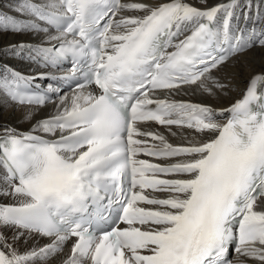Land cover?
<instances>
[{
  "label": "snow or ice",
  "instance_id": "6c2138e0",
  "mask_svg": "<svg viewBox=\"0 0 264 264\" xmlns=\"http://www.w3.org/2000/svg\"><path fill=\"white\" fill-rule=\"evenodd\" d=\"M262 5L17 0L23 19L0 18V31L34 41L0 53L70 67L28 75L0 64V92L30 106L27 131L0 125V197L13 201L0 204V264H264V71L227 107L172 98L186 86L234 90L235 73H214L264 48ZM148 122L192 136L173 145L142 130ZM37 238L50 242L17 247Z\"/></svg>",
  "mask_w": 264,
  "mask_h": 264
},
{
  "label": "bare ground",
  "instance_id": "6f19581e",
  "mask_svg": "<svg viewBox=\"0 0 264 264\" xmlns=\"http://www.w3.org/2000/svg\"><path fill=\"white\" fill-rule=\"evenodd\" d=\"M147 2L155 3L157 0H147ZM186 2L194 4L197 7H211L218 3H224L226 0H208L207 5L198 3V0H186ZM17 8V0H0V18L9 17L14 18L16 20L23 19L20 17ZM264 11V5L261 8ZM256 9H252V16H255ZM240 20L244 21L243 18ZM240 21V22H242ZM249 23L252 24L250 20ZM259 24V22H258ZM253 25V24H252ZM20 41H28L33 42L34 37L31 34H15L12 32H3L0 31V49L5 47L10 43H19ZM9 64L11 67L23 66L25 62H22L18 59H14L12 57L3 55L0 53V64ZM264 71V48L254 47L250 51L243 52L241 54L233 57L231 61L223 68L220 72L214 73V75L220 76L222 79L224 78V73L227 72L229 76H232L235 73L233 79L234 90H232L227 96H217V97H208L206 95L200 94L197 92L193 94L192 87H185L183 91H181L179 97L182 100H190L195 103H204L211 104L216 108H223L229 106L236 99L240 98L243 94V91L247 87L248 80L254 73H259ZM177 94L175 96H177ZM30 106L26 105H16L13 102H10L7 97L0 92V125L11 126L20 130H28L30 124L25 122L22 117L24 113L28 110ZM53 112V106L51 104L45 105L43 108L39 110L36 115V119H40L46 115H49ZM147 130L153 132H159L163 134L169 143L171 144H184L187 141L185 140V136L187 135L191 138L192 133L191 130L187 129H178L177 127H172L173 132H177L176 136H172L169 134L166 128H160L159 130H152L146 127ZM2 130V129H0ZM159 144V141H155ZM1 171V170H0ZM2 199H7L5 197H0ZM10 198V197H8ZM10 235V233H7ZM48 243L46 239H30L25 244L24 241H20L17 247L21 252H23L26 248H30L33 245L43 246ZM64 253L67 254L68 249L64 250ZM60 257H56L51 259L48 264H59ZM250 264H259L258 261L249 259Z\"/></svg>",
  "mask_w": 264,
  "mask_h": 264
},
{
  "label": "rangeland",
  "instance_id": "374dc122",
  "mask_svg": "<svg viewBox=\"0 0 264 264\" xmlns=\"http://www.w3.org/2000/svg\"><path fill=\"white\" fill-rule=\"evenodd\" d=\"M7 64V63H6Z\"/></svg>",
  "mask_w": 264,
  "mask_h": 264
}]
</instances>
